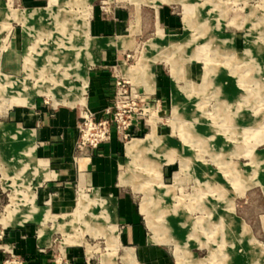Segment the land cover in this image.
Segmentation results:
<instances>
[{
    "label": "rangeland",
    "instance_id": "obj_1",
    "mask_svg": "<svg viewBox=\"0 0 264 264\" xmlns=\"http://www.w3.org/2000/svg\"><path fill=\"white\" fill-rule=\"evenodd\" d=\"M36 1L0 0V61L10 52L18 60L13 68L0 65V246L11 228L32 225L39 244L66 264H73L68 248H80L86 264L152 261L121 243L124 227L110 194L80 189L64 214L41 207L36 189L52 172L32 133L5 123L16 122L9 111L29 107L25 99L37 89L49 93L37 94L49 104L79 108L97 45L123 40L132 48L123 75L153 92L159 69L169 88L164 103L156 98L159 118L123 140L119 184L140 211L147 246L163 248L170 264H264V0ZM97 5L107 13L113 5L137 8L136 26L140 16L167 8L181 28L141 34L133 47L126 38H93ZM154 127L157 140L130 155L128 146ZM2 248V264L23 260Z\"/></svg>",
    "mask_w": 264,
    "mask_h": 264
},
{
    "label": "crops",
    "instance_id": "obj_2",
    "mask_svg": "<svg viewBox=\"0 0 264 264\" xmlns=\"http://www.w3.org/2000/svg\"><path fill=\"white\" fill-rule=\"evenodd\" d=\"M35 1L22 0L23 3ZM108 11L107 13L98 5L93 8L89 22V33L93 38H126L132 41L133 47L134 40L141 34H157L158 30H162L165 34L175 35L181 28L179 18L167 8H155L150 14L146 13L142 18L140 16L138 26L135 22L139 13L137 8L132 12L126 6L113 5L112 10ZM132 21L135 23L133 29ZM112 43L116 46H109ZM108 44H103L108 46L104 48L101 47L103 45H97L100 51L94 59L96 62L93 61L85 69L87 74L84 104L96 114L97 118L103 115V108L110 103L114 71L124 74L122 62L127 52L132 50L125 48L126 42L123 40ZM0 65L13 68L18 65V60L14 57V53L10 52L0 61ZM154 74L155 86L151 93L164 103L169 89L167 77L159 69L155 70ZM172 90L173 88L171 92ZM40 97L39 95L35 97L32 106H20L9 111L16 122H5L32 133L30 136L34 137L38 158L47 162L52 172L48 175L51 178L37 186V203L43 204L41 206L43 208L49 207L51 212H56L55 214H64L73 206L75 194L80 189L91 191L99 189L100 193L110 194L114 196L112 202L116 210L115 220L124 227L120 238L122 244L129 245L126 249L130 252L132 250L145 252L146 256L152 259L150 264H170V259L163 248L147 246L148 237L139 219L140 211H137L129 193L124 191L123 185L119 184V175L125 164L124 161L122 163L126 147L124 139L116 132H112L111 138L96 148L80 150L76 148L77 124L80 121V107L84 104H78L79 108L69 105L55 106L46 103ZM137 126L134 134H141L145 127L143 124ZM38 240L39 235L35 238L32 225L11 228L6 232L5 243L0 246V264H2L3 252L6 251L2 246L9 247L11 252L23 256V264H55L56 249L50 248L49 245H41ZM82 254L80 248H68L67 256L73 264H86Z\"/></svg>",
    "mask_w": 264,
    "mask_h": 264
},
{
    "label": "built area",
    "instance_id": "obj_3",
    "mask_svg": "<svg viewBox=\"0 0 264 264\" xmlns=\"http://www.w3.org/2000/svg\"><path fill=\"white\" fill-rule=\"evenodd\" d=\"M130 57L131 54L127 53L126 59ZM153 95L146 91L144 86L133 83L120 72L114 73L112 96L110 103L102 110L103 115L97 118L85 104L80 107L76 148L80 150L96 148L102 142L108 141L112 132H116L124 140L131 138L137 125L144 123L149 125L150 117L159 114L161 103ZM54 260L55 264H66L62 256H55ZM3 264H23V260L14 256L5 259Z\"/></svg>",
    "mask_w": 264,
    "mask_h": 264
},
{
    "label": "bare ground",
    "instance_id": "obj_4",
    "mask_svg": "<svg viewBox=\"0 0 264 264\" xmlns=\"http://www.w3.org/2000/svg\"><path fill=\"white\" fill-rule=\"evenodd\" d=\"M41 17V16H40ZM76 41V40H75ZM102 41V40H101ZM23 42H25V41H23ZM112 42V41H111ZM26 43V42H25ZM106 43V42H105ZM109 45V44H108ZM112 45H115V44H110L109 46H112ZM96 46V45H95ZM104 46V45H103ZM116 46V45H115ZM106 47V46H105ZM172 47V46H171ZM96 48V47H95ZM161 48H162V46H161ZM102 49V48H101ZM96 54H98V53H96ZM42 56V55H41ZM96 56V55H95ZM94 57V56H93ZM260 57V56H259ZM95 59V58H94ZM259 59V58H258ZM22 60V59H21ZM63 61V60H62ZM95 61V60H94ZM258 61V60H257ZM22 62V61H21ZM96 62V61H95ZM86 63V62H85ZM22 65V64H21ZM53 65V64H52ZM86 74H87V70H85V72H84V74H83V78H84V81L86 80ZM28 86V85H27ZM28 93V92H27ZM37 94H46V95H48L49 93L47 92V91H44L43 89H37L36 91H34V92H32L31 91V93L30 94H28L27 95V98L25 99L26 101V104L27 105H29V106H32L33 105V98L35 97V95H37ZM80 95V94H79ZM82 101V103L84 102V100H81ZM70 105H73V104H75L74 103V101H72V102H70L69 103ZM174 105H175V107H174V112H175V114H180L179 112H180V104H179V102H178V98L177 97H174ZM185 106V105H184ZM184 109H185V107H184ZM154 116H156L155 114H153L151 117H150V119H149V125H151V119L154 117ZM156 118H159V116L157 115L156 116ZM2 125V124H1ZM11 126V125H10ZM4 127H6V126H4ZM151 127V126H150ZM5 131V130H4ZM12 132V131H11ZM13 133V132H12ZM1 134H2V132H1ZM20 135V134H19ZM158 130H157V128L156 127H154L153 128V133L151 134V135H149L145 140H138V141H133L129 146H128V152H129V154L130 155H132V154H137V153H139V151H141L142 149H143V147H145L144 145H146V144H150L151 142H153V141H156L157 140V137H158ZM6 136V135H5ZM22 137H24V135L22 136ZM18 138V137H17ZM133 139V138H132ZM24 143V142H23ZM8 144V143H7ZM19 144V146L21 145L20 143H18ZM12 145H14V144H12ZM17 145V144H16ZM15 145V146H16ZM3 147V146H2ZM1 147V148H2ZM13 147V146H12ZM148 148V147H147ZM12 149V148H11ZM3 150V149H2ZM6 156V155H5ZM12 157V156H11ZM15 157H16V155H15ZM8 159V158H7ZM96 196L98 197V198H100L101 197V195H100V191H97V193H96ZM61 250V249H60Z\"/></svg>",
    "mask_w": 264,
    "mask_h": 264
}]
</instances>
